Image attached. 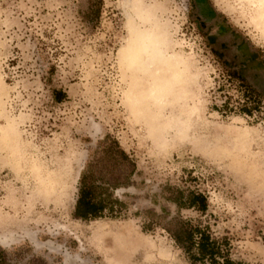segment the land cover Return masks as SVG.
Returning a JSON list of instances; mask_svg holds the SVG:
<instances>
[{"label": "rangeland", "instance_id": "1", "mask_svg": "<svg viewBox=\"0 0 264 264\" xmlns=\"http://www.w3.org/2000/svg\"><path fill=\"white\" fill-rule=\"evenodd\" d=\"M200 1L0 0V264H144L103 249L111 228L154 244L146 262L208 264L142 230L165 184L204 192L207 213L182 217L264 264V12ZM106 135L145 183L116 191L123 217L80 221L79 174Z\"/></svg>", "mask_w": 264, "mask_h": 264}, {"label": "trees", "instance_id": "2", "mask_svg": "<svg viewBox=\"0 0 264 264\" xmlns=\"http://www.w3.org/2000/svg\"><path fill=\"white\" fill-rule=\"evenodd\" d=\"M239 80L249 92H252L242 79ZM52 92L56 97L61 95V91ZM228 106L229 103L225 101L222 113L227 112ZM239 112L252 115L247 106L240 107ZM140 174L136 161L117 141L110 139L108 135L104 136L88 152L79 174L74 218L80 221H95L123 217L128 206L124 200L116 196V191L131 187L139 189L145 181L141 180L137 184L134 179ZM160 200L174 206L175 216H172L165 206L159 204ZM150 202L154 206L159 205L160 213L151 210L144 213L146 220L142 224L144 232L151 231L155 226L161 227L192 263L240 264L230 259L224 243L212 238L208 226L194 224L192 220L182 217V211H194L202 215L207 213L209 205L204 192L165 184L160 186L159 192L150 198ZM2 254L0 250V259Z\"/></svg>", "mask_w": 264, "mask_h": 264}, {"label": "bare ground", "instance_id": "3", "mask_svg": "<svg viewBox=\"0 0 264 264\" xmlns=\"http://www.w3.org/2000/svg\"><path fill=\"white\" fill-rule=\"evenodd\" d=\"M253 3L256 5L257 10H263L264 12V0H254ZM106 239L116 240V243H118L117 246H108L106 244ZM99 241L103 249H105L106 252L114 258L128 257L132 260L142 261L144 264H169L170 262H164L161 260L152 263H149V261L146 262V259L149 258L148 254L152 256L154 253L156 254L155 245L147 244L144 240L130 231L124 232L111 228L102 232L101 239Z\"/></svg>", "mask_w": 264, "mask_h": 264}, {"label": "flooded vegetation", "instance_id": "4", "mask_svg": "<svg viewBox=\"0 0 264 264\" xmlns=\"http://www.w3.org/2000/svg\"><path fill=\"white\" fill-rule=\"evenodd\" d=\"M198 4L203 6V2L202 1L199 2V0H198Z\"/></svg>", "mask_w": 264, "mask_h": 264}]
</instances>
